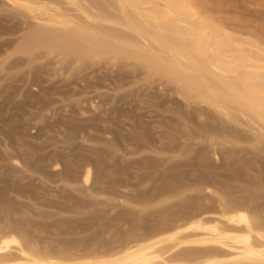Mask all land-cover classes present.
I'll return each instance as SVG.
<instances>
[{
    "label": "rangeland",
    "instance_id": "obj_1",
    "mask_svg": "<svg viewBox=\"0 0 264 264\" xmlns=\"http://www.w3.org/2000/svg\"><path fill=\"white\" fill-rule=\"evenodd\" d=\"M39 1L44 18L55 10L68 26L48 29L81 47L22 51L34 21L0 0V241H11L9 261L19 251L104 261L162 242L155 252L169 264H233L227 249L197 244L208 236L192 227L215 224L238 239L244 229L223 217L238 213L264 248V113L231 101L222 111L169 77L150 60L158 46L114 23L117 0ZM192 1L206 21L264 47V0ZM177 232L185 244L171 248Z\"/></svg>",
    "mask_w": 264,
    "mask_h": 264
},
{
    "label": "bare ground",
    "instance_id": "obj_2",
    "mask_svg": "<svg viewBox=\"0 0 264 264\" xmlns=\"http://www.w3.org/2000/svg\"><path fill=\"white\" fill-rule=\"evenodd\" d=\"M9 1L12 2L15 7L25 11L27 16L29 15L34 21L33 26L30 27L23 38V42L21 43L22 51L29 52L32 47L36 45L57 49L65 47L79 49L81 47L65 33L48 29V27L68 26H66L62 20H59L58 17L60 14L55 13V10L54 14H52V11L51 16L44 18V15L49 14L44 13L47 9L45 3L39 0ZM76 1L75 3H80ZM117 1L121 7L122 19L116 20L114 23L124 26L126 29L136 34L141 40L145 41L148 39L158 46L160 52L157 53L155 49L156 52H154L153 55L151 52H153L154 49H149L152 55L150 60L158 64V66L162 65L165 73L169 77L176 80L178 79L181 82H190L194 87V92L198 96L202 97L205 102L214 104L216 108L222 111H225L226 102L231 101L243 105V107L247 109L256 111L258 114L261 112L264 113V47H260L258 44L259 42L252 43L245 38L233 35L229 30H226L225 27L219 25L215 26L210 23V21H206V19L202 17L201 11H198L199 6L197 5V7L192 0ZM201 7L202 6L199 8ZM203 10H205L204 7ZM61 16H63V14H61ZM113 19L115 18L113 17ZM91 23L88 25H91ZM78 24L76 25L78 26ZM80 25L81 23L79 26ZM93 30L94 32L97 31L94 28ZM130 35L132 34L130 33ZM257 41L259 40L257 39ZM138 43L141 42L139 41ZM148 48L149 47H147V49ZM126 49L127 48L122 46L117 49V53L119 55H125ZM87 51L89 52V50ZM139 51L141 52L142 48L139 49ZM88 52L85 51V53ZM90 53L92 54V52H89V54ZM83 176L82 181L87 184L90 177L88 170ZM223 217L228 223H232L233 230L234 227L236 230H238L237 228H242L241 230L244 229L245 231L243 230V233L246 232V234L238 239L230 238L229 234L232 232L225 234L223 231H220V228L215 224L212 226H203L201 222H196L192 228L203 230L205 231L204 235L207 234L208 236L207 239H201L196 243L203 246L208 244L216 245L225 248V250L227 249L226 251L233 253L232 259L230 260L233 264H264V248L258 250L252 244V226L247 222L246 215L238 213L236 215H223ZM177 234H179V232L173 234L167 240L176 241L171 248H179L181 245L183 246L185 244L183 241H178ZM10 243L11 241L8 240L0 241V264H59L51 262L53 259L50 262H45L32 258L22 251H19L17 260L9 261V259L11 260V255L8 252L10 250ZM160 243L162 242L157 244L160 245ZM157 244L138 247L132 252L130 251L134 248L130 247L131 250L130 248L125 249L124 253H122L123 256L120 258L74 264H167L168 261L164 262L165 260L162 259L163 257L160 258L159 255H157L158 249L156 248L159 246L156 247L155 245ZM261 244L260 246H264V243ZM155 249L157 252H155ZM159 260H161L162 263ZM201 264H223V262L206 260Z\"/></svg>",
    "mask_w": 264,
    "mask_h": 264
}]
</instances>
